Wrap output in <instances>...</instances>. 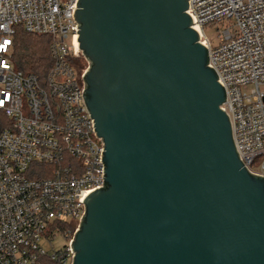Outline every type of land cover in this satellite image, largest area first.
Here are the masks:
<instances>
[{
    "label": "water",
    "instance_id": "obj_1",
    "mask_svg": "<svg viewBox=\"0 0 264 264\" xmlns=\"http://www.w3.org/2000/svg\"><path fill=\"white\" fill-rule=\"evenodd\" d=\"M104 188L73 264H264V177L242 163L189 0H78Z\"/></svg>",
    "mask_w": 264,
    "mask_h": 264
},
{
    "label": "built area",
    "instance_id": "obj_2",
    "mask_svg": "<svg viewBox=\"0 0 264 264\" xmlns=\"http://www.w3.org/2000/svg\"><path fill=\"white\" fill-rule=\"evenodd\" d=\"M77 2L0 0V264H73L84 199L104 188L105 143L83 95L89 64ZM188 13L225 89L222 109L242 163L264 177V0H189ZM19 29L51 38L44 81L13 62ZM60 234L67 244L47 252L44 243Z\"/></svg>",
    "mask_w": 264,
    "mask_h": 264
},
{
    "label": "trees",
    "instance_id": "obj_3",
    "mask_svg": "<svg viewBox=\"0 0 264 264\" xmlns=\"http://www.w3.org/2000/svg\"><path fill=\"white\" fill-rule=\"evenodd\" d=\"M50 46V37L28 34L23 29H19L14 38L12 57L17 70L35 74L44 81L53 67ZM80 64L87 66L85 60H81ZM70 228L73 229L74 226Z\"/></svg>",
    "mask_w": 264,
    "mask_h": 264
},
{
    "label": "rangeland",
    "instance_id": "obj_4",
    "mask_svg": "<svg viewBox=\"0 0 264 264\" xmlns=\"http://www.w3.org/2000/svg\"><path fill=\"white\" fill-rule=\"evenodd\" d=\"M206 34L209 37V39L212 41L213 45L216 46L218 43L216 32H214L212 30H207ZM258 166H259V164L256 165V168ZM66 244H67V241H66L65 237L62 234H60V235H57L55 240H53L52 245L49 244L48 242H45L43 246L47 252L52 253L54 250L60 251Z\"/></svg>",
    "mask_w": 264,
    "mask_h": 264
}]
</instances>
